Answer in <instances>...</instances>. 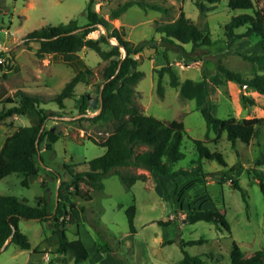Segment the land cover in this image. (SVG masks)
Returning <instances> with one entry per match:
<instances>
[{
	"label": "rangeland",
	"instance_id": "374dc122",
	"mask_svg": "<svg viewBox=\"0 0 264 264\" xmlns=\"http://www.w3.org/2000/svg\"><path fill=\"white\" fill-rule=\"evenodd\" d=\"M123 1L95 0L93 7L102 15V24L89 36L97 37L104 27L109 30L115 26L123 27L126 37L134 43L150 37L158 40L160 33L155 30V21L173 20L182 9L199 28L209 31L211 45L200 50L201 59L185 64L174 53L172 64L180 83L176 87L165 83L162 96L156 94L153 71L165 62L161 56L162 48L157 51L144 48L138 53V67L144 75L134 85V99L146 114L183 122L186 136L182 149L185 156L174 168L192 166L191 160L195 159L196 151L191 138L204 140L210 150L222 155L227 166L236 167L232 178L238 179L244 189L247 205L241 193L232 187L231 179L223 183L217 180L222 175L220 170L225 167L216 160L205 165L204 175L177 176L174 182L143 168L120 167L121 171L144 173L146 177L126 186L111 172L102 177L101 190L81 183V187L88 189L92 195V199L87 201L75 198L78 206L84 205V214L80 220L70 212L62 215L67 219V237H80L88 251L87 258L78 264H115L116 258L124 264H179L183 255L180 242L199 238H204V241L187 244L184 248L191 255L200 254L204 264H230L232 241L238 244L244 256L261 250L264 257V194L251 173L255 167L264 181V162L254 165L256 159H264V95L251 87L227 81L223 73L216 69L221 63L245 74L252 72L251 64L239 53H259L260 49L254 45L257 37H241L228 46L223 36L225 23L244 10L230 9L227 0H219L206 13L200 14L192 0H149L169 6L168 12L132 4L119 18L110 19L109 9ZM87 2L0 0V91L11 95L15 90L22 89L46 97L53 96L79 69L87 65L93 72L89 84L78 83L75 86L74 95L64 100L63 108L53 101L41 104L54 110L55 115L47 119L45 127L58 132L59 138L52 150H44L41 146L42 164L35 175L29 176L28 184L22 185V176L16 173L0 179V194L27 199V203L33 206L38 196H46L50 211L57 200L58 174L63 179L69 177L66 165L74 170H85L89 160L104 153L105 147L98 143L106 138L109 128L91 122L88 116L98 111V103L92 107L91 100L99 95L97 85L101 81L105 61L88 47H83L72 61L62 60L56 53L39 58L35 55L38 43L32 41L27 45L23 36L42 25L65 23L71 18L83 23ZM256 3L264 7V0H256ZM242 30L243 27H239L236 32ZM186 47L189 48L190 44ZM7 59L11 69L6 68ZM260 72L264 74V70ZM81 96H85L89 104L84 114L79 112ZM208 100L213 105L211 112L217 117L261 119L259 134L247 143L236 140L233 146L224 133L217 135L210 131L206 135V124L199 106ZM37 122V115L31 109L26 115H13L0 121V147L4 138L17 126ZM145 148L140 145L136 151ZM131 204L135 207L134 233L129 230L125 212ZM198 209H216L224 213L230 230H219L212 222L188 221L187 215ZM159 220H168L169 223L162 225ZM51 224L52 220L20 218L18 227L27 235L31 248L21 249L14 243L8 244L0 250V264H74L70 253L56 251L57 235L53 233ZM167 239L173 241L165 243ZM104 242L111 245L109 255L98 250V244ZM35 247L39 251L33 252Z\"/></svg>",
	"mask_w": 264,
	"mask_h": 264
},
{
	"label": "trees",
	"instance_id": "16d2710c",
	"mask_svg": "<svg viewBox=\"0 0 264 264\" xmlns=\"http://www.w3.org/2000/svg\"><path fill=\"white\" fill-rule=\"evenodd\" d=\"M200 14L206 13L219 0H192ZM95 0H88L85 9V21L79 23L76 18H71L65 23L47 24L35 28L23 36L24 42H37L35 55L42 58L48 54L56 53L64 61H72L78 57V52L83 47L94 50L99 57L105 61L101 70V81L97 85L101 94V108L94 115L88 116L93 123L107 126L108 134L101 141L100 145L105 147L104 153L88 161V169L74 170L66 165L68 178L63 179L58 174L57 200L53 210L48 206V197L38 196L35 206L27 203V199H19L13 195L0 194V250L8 244L14 243L21 249H30L31 244L26 234L18 227V220L35 219L39 221L52 220L53 233L57 235L56 251L70 253L74 264H78L88 256V251L80 237L69 239L66 234L67 219L63 214L70 212L80 220L85 212L83 204L77 205L75 198L84 201L92 199L88 189H83L81 183L92 189L103 188L102 177L108 173L116 174L126 186H131L137 180H144V173L121 171L120 167H139L150 172L158 173L168 177L173 182L177 176L194 177L206 173L205 165L211 160H216L221 166L220 177L217 180L221 183L231 179V185L237 189L247 205L246 194L238 179L232 178L236 169L234 165L227 166L222 155L217 151L210 150L202 139L191 138L196 151L195 159L191 160L192 166L177 167L174 165L181 160L185 153L182 149L186 131L181 120H163L154 115L144 113L134 99V85L144 75V71L138 67L136 55L144 48H152L155 51L162 48L161 56L164 64L155 67V91L159 96L163 95L164 85L171 87L179 85L178 73L173 66L174 53L188 64L191 61L201 59L200 50L211 45V36L207 29L202 30L198 25L185 15L183 9L173 20L155 21V30L160 33L157 40L154 37L143 39L138 43L129 40L123 27H111L107 33L100 32L97 37L89 36L90 32L102 24V15L95 10ZM136 4L140 7L154 9L167 13L169 6L149 0H125L122 3L109 9L110 19L119 18L130 5ZM230 9L244 10L236 15L223 26V36L229 46L241 37L256 36L254 43L260 49L259 53L250 55L239 53L251 64V74L235 71L227 68L221 63L216 69L223 73L227 81H234L239 85L253 88L264 95V7H259L256 0H227ZM1 8V5H0ZM246 10H250L247 12ZM243 27L241 32L236 29ZM114 39L115 42H112ZM186 44H190L187 48ZM172 55V56H170ZM10 60L7 59V69H11ZM92 69L84 66L73 74L64 84L62 89L53 96H42L35 93L17 89L11 95L0 91V121L13 115L23 116L28 111L34 110L37 115V123L30 125H19L5 138L0 147V179L10 173L21 175L20 183L28 184L29 176L35 175L42 164L40 149L52 150L54 142L59 138L58 132L52 128H46L45 123L49 117L55 115L54 110L47 109L41 104L49 101L55 102L59 108L64 107V100L74 95V88L78 83L89 84ZM89 108L85 96H81L79 112L84 114ZM99 105L97 106V110ZM212 104L206 101L199 106L200 113L206 124V132L210 131L219 135L224 133L232 146L236 140L244 143L249 142L259 134L261 119L256 117L243 118L235 117L220 118L212 112ZM43 126V129H41ZM93 142L96 143L94 139ZM144 145L143 150L136 147ZM264 159H256L255 166L263 163ZM194 163V164H193ZM53 171V170H51ZM252 176L256 179L260 190L264 194V181L258 170L252 168ZM79 210V211H78ZM129 230L136 231L134 226L135 207L133 204L125 209ZM190 222L198 220L214 223L219 230H230L229 223L224 213L216 209H198L187 215ZM159 224H168V220H159ZM9 241L6 243V240ZM173 239L165 240V243ZM204 241V238L181 241L182 257L179 264H204L200 254H189L184 246ZM98 250L111 253V245L108 242L99 243ZM33 252L39 251L36 247ZM115 257V256H114ZM230 264H264L263 252L255 251L250 256H244L241 248L235 241L231 243L229 253ZM115 264H124L116 258Z\"/></svg>",
	"mask_w": 264,
	"mask_h": 264
},
{
	"label": "water",
	"instance_id": "95a60500",
	"mask_svg": "<svg viewBox=\"0 0 264 264\" xmlns=\"http://www.w3.org/2000/svg\"><path fill=\"white\" fill-rule=\"evenodd\" d=\"M103 32H104L105 34L107 33V30H106L105 27H104ZM86 97L89 98L88 95H87ZM97 103H98V105H99V109H98V111H99L100 108H101V103H102L101 94H99L98 96H95V97L91 100V106H92V107H95V106L97 105ZM41 129H43V126H41ZM9 239H10V237L6 240V243L9 241Z\"/></svg>",
	"mask_w": 264,
	"mask_h": 264
},
{
	"label": "crops",
	"instance_id": "0c3cea01",
	"mask_svg": "<svg viewBox=\"0 0 264 264\" xmlns=\"http://www.w3.org/2000/svg\"><path fill=\"white\" fill-rule=\"evenodd\" d=\"M245 86V85H244ZM213 106V105H212ZM45 257H47V255H44Z\"/></svg>",
	"mask_w": 264,
	"mask_h": 264
}]
</instances>
